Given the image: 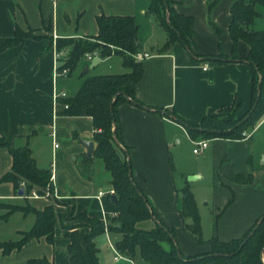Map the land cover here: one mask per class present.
<instances>
[{"label": "crops", "instance_id": "1", "mask_svg": "<svg viewBox=\"0 0 264 264\" xmlns=\"http://www.w3.org/2000/svg\"><path fill=\"white\" fill-rule=\"evenodd\" d=\"M168 1L175 12L192 17L195 49L199 55L215 56L220 50L231 55L233 43L229 35V24L230 8L234 0H217L210 11L208 4L213 0ZM149 2V0L147 2L143 0H0V38L12 36L16 26L22 31L31 30L34 35L40 36L38 39L27 38L20 45L8 47L0 52V178L12 165L8 148L2 143H8L13 147L28 144L37 166L50 171L52 163L49 166L38 164L39 160L34 152L35 136L47 131L51 139L55 140L58 134L69 133L70 136L75 134L78 139L75 142L78 145H75L74 139L70 138L72 144L69 148L83 158L86 157L85 148L79 142V138L93 141L94 148L96 147L91 118L57 115L54 92L63 90L69 95L68 88L73 89L71 85L76 80L79 83L74 85L75 89L82 80L81 76L101 75L91 74L90 71L99 66L102 60L116 54L101 57L95 53L90 58L84 55L77 64L82 68V72L76 80L71 79L73 71L67 77L54 79L55 55L60 53L62 58L66 54L64 50H56L55 40L95 36L98 32L96 16L102 12L105 15H130L134 19L142 15L147 16ZM208 18L218 28V33L212 30ZM150 28L155 32L160 30L163 35H159L162 38L154 42L151 50L142 51L149 56L141 60L143 71L136 83L134 95L144 105L161 108L168 114L146 110L128 102L120 104L118 116L122 128V143L128 150L134 180L150 199L158 219L174 227L178 246L184 255L199 254L207 251L209 247H199L188 237L184 229V221L177 205L176 168L174 161H172L173 169L170 167V156L175 148L174 145L180 141L177 140L178 135H182L192 144L201 137L192 139L185 128L174 121L169 114L175 111L188 123L197 124L205 116L224 114L220 109L230 107L234 103L240 105L239 112H246L250 105L251 67L246 62L217 64L214 61L195 59L179 43L162 49L167 40L166 31L157 20L156 23H150ZM253 28L264 29V20L256 18ZM138 32L139 25L137 38ZM138 42L142 48V40L138 38ZM237 50L241 57H246L249 47L245 42L240 41ZM95 57L98 58V63L90 67ZM204 64L207 65L206 69H203ZM123 68L127 70L126 72L129 71L128 68L124 66ZM263 122L264 118L258 126ZM250 134L251 132L243 139L220 137L209 139L205 148L212 149L215 190L222 191L223 203H227L231 191L235 195L234 201L224 210L217 222V236L224 241L242 237L264 214V187L260 188L264 185V163L258 164L254 161L252 148L247 143L251 139ZM59 171L56 165L54 178L56 188L55 185L53 188L55 196L65 200L66 208L69 210L74 209L76 213L85 212L88 216L102 219L103 205H100L95 195L98 190L105 191L111 186V175L104 169L102 160L93 159L89 180L81 169H78L75 173L76 186L65 178L64 187H60L61 182L58 185L57 181ZM235 175L242 178L251 175L252 180L248 183H240L232 180V176ZM60 176L61 174L59 181ZM179 185L180 189L188 186L191 190V185L183 179H180ZM19 189H23L21 195L13 183L0 181V241L2 242L19 240L20 233L28 231L35 221L33 213L24 214L22 211H15L7 214L8 209L5 205H30L36 210H42L50 204L42 197H28L29 194L24 193L22 183L19 184ZM193 195L196 200L195 193ZM111 217L107 214L109 222ZM67 232L69 231L59 225L55 228L52 243H48L45 237H40L28 240L21 248L13 249L7 254H4L0 248V264H40L34 262L37 259H46L55 264H71L66 253V246L69 243ZM78 232L82 240L89 232V228L83 224L78 227ZM116 236L105 231L95 238L99 261L102 249L107 252L112 251L114 258L117 251L113 241ZM120 259L131 264H145L140 258L129 260L124 256L114 261Z\"/></svg>", "mask_w": 264, "mask_h": 264}, {"label": "trees", "instance_id": "2", "mask_svg": "<svg viewBox=\"0 0 264 264\" xmlns=\"http://www.w3.org/2000/svg\"><path fill=\"white\" fill-rule=\"evenodd\" d=\"M149 1V12L155 15L158 24L167 33V40L162 49L179 43L195 59L214 61L217 64L246 62L251 67L250 105L241 117L235 118L236 112L240 109V105L236 103L220 109L222 112L231 110L230 119L208 115L199 123L191 124L175 111L170 112V117L180 123L192 139L245 138L264 118V29L253 28L255 19L260 16L257 8H264V0H234L232 3L229 35L233 49L230 56L222 50L215 56L199 55L195 49L192 17L175 12L168 0ZM216 2L217 0H213L208 4V11ZM208 22L212 30L218 33V28L210 18ZM96 24L98 32L95 36L55 40L56 50L66 51L59 68L67 67L71 72L86 53H97L101 57L120 55L122 65L129 71L81 76L82 80L73 95L57 99L56 114L91 118L96 147L91 156L83 159L81 172L86 179H91L89 173L92 172L93 159L100 158L104 169L111 175L110 187L114 189L113 195L116 199L112 200V195H105L102 204L108 214L115 213L107 225V231L117 235L114 241L116 251L129 260L140 258L145 264H264V218L257 224L262 215L240 238L224 241L215 235L208 240L207 251L194 255H184L181 252L174 227L158 219L150 199L135 182L128 150L122 143V128L118 116L120 104L128 102L146 110L168 114L161 108L144 105L134 95L136 83L143 71L142 62L134 60L131 56L139 50L134 47L135 41H138V25L133 16L105 15L103 12L96 16ZM27 38L38 39L40 36L34 35L31 30L22 31L16 26L12 36L0 38V52L8 47L20 45ZM240 41L249 47L246 57L238 54L237 45ZM64 105L67 107L64 108ZM2 144L8 148L12 165L10 170L1 176V182H11L17 190L19 184L24 183L26 194L35 189L42 195L53 189L50 170L37 166L28 144L20 147ZM117 150L123 153V157ZM170 167L173 169L171 159ZM232 180L248 183L252 177L247 175L242 178L235 175L232 176ZM181 193L177 205L184 221V229L198 244H202L204 243L202 227L194 195L188 186H184ZM234 198V192L231 191L225 208L234 201ZM5 206L8 209L7 214L15 211L33 213L35 221L28 231L20 233L19 240L0 241V248L4 254L21 248L33 238L45 237L48 243L54 241L55 228L61 226V214L54 207L47 205L42 210H36L30 205ZM80 215L86 218L85 225L89 232L82 240L77 229L66 233L69 238L66 246L69 261L71 264H101L97 256L95 238L105 232L104 223L96 216L87 217L85 212H81ZM219 215L220 213L217 218ZM34 262L55 264L46 259H37Z\"/></svg>", "mask_w": 264, "mask_h": 264}, {"label": "rangeland", "instance_id": "3", "mask_svg": "<svg viewBox=\"0 0 264 264\" xmlns=\"http://www.w3.org/2000/svg\"><path fill=\"white\" fill-rule=\"evenodd\" d=\"M147 2V0H143ZM148 9V8H147ZM260 16L257 17L258 19L261 18L264 20V9L257 8ZM149 11V10H148ZM262 14V15H261ZM136 23L139 25V32L138 38L142 40L143 47L139 48V50H151V46L154 45V42L159 40V35H163L160 30L157 32L152 31L150 28V23H156V17L154 14L148 12V15L139 16L135 19ZM262 21V20H261ZM262 30V29H261ZM66 55V54H65ZM64 55V56H65ZM122 58L120 55H115L109 58L102 60L99 66L92 68L90 71L91 74H116V73H123L126 72L125 68L122 66ZM82 72V68L80 66L75 67L72 72L71 79L76 80L77 77ZM79 83V81H75L71 86L68 88L69 95H73L77 88L75 89V84ZM72 93V94H71ZM232 115V111L228 110L225 111L224 114L220 116L223 118L230 119ZM243 115V113L239 112V110L235 114V118H239ZM251 139L247 142L250 144L253 157L255 163L261 164L264 159V122L261 123L256 129H254L251 134ZM74 139V144L78 145L76 142L78 139L74 135L70 136L68 133L67 135L58 134V137L55 140H52L51 137L47 134V131L44 134H39L38 136L34 137V148L36 157L39 160V166H51L56 169V165L59 168L58 173V185L60 187H64V180L69 179L73 186H76L75 180V173L78 172V169H81L83 166V156H81L76 151L70 149L72 142L70 141ZM202 138V137H201ZM177 140H180L179 143H176L174 140V150L171 151L170 159L174 161L175 166V174L176 177V187L178 189V198L181 197V189H180V179H183L184 182L191 185V190L194 191L196 195V206L198 210V214L200 217L201 227H202V239L204 243L198 244L192 236L189 234L188 237L193 239L199 247H208V240L212 236H217L218 234V227L217 222L221 218L225 208L226 203H223V193L222 191L215 190L214 185V159L212 149L209 147L205 149L202 153L194 154L192 149L194 145L192 142H188L182 135H178ZM76 141V142H75ZM69 142H71L69 144ZM18 143V142H16ZM54 143H57V147H54ZM210 145V143H209ZM70 147V148H69ZM118 153L123 157V153L117 150ZM56 153L58 156H56ZM52 167H50L51 169ZM60 181H59V175ZM54 185L56 188V183L54 180ZM264 187V185L260 186V188ZM45 199L49 201V205L54 207V209L61 214L60 224L65 230L71 232L74 230H78V227L86 224L87 221L80 215V213H76L74 209L69 210L66 208L67 202L65 200L60 199L55 196L53 189L50 190L49 193L45 194ZM22 202L24 200H21ZM222 204V205H221ZM225 208V209H224ZM224 209L222 212L221 210ZM63 213V216H62ZM220 215L217 218V215ZM88 217V215H86ZM68 233V232H67ZM221 234V233H220ZM224 234V233H223ZM223 236V235H222ZM115 241V240H114ZM113 241V244H114ZM100 261L101 264H131L129 261L124 259H120L119 261H114L113 252H107L104 249L101 250L100 254Z\"/></svg>", "mask_w": 264, "mask_h": 264}, {"label": "built area", "instance_id": "4", "mask_svg": "<svg viewBox=\"0 0 264 264\" xmlns=\"http://www.w3.org/2000/svg\"><path fill=\"white\" fill-rule=\"evenodd\" d=\"M92 54H89V53H86L85 56H87L88 58L91 57ZM132 58L136 61H141L142 59L146 58L149 56L148 53L146 52H140V51H137L133 54H131ZM55 59H56V65H55V69H54V79H57L59 77H67L69 75V68L67 67H64V68H59V64H60V59H61V55L60 53H56L55 55ZM207 68V65L204 64L203 65V69H206ZM65 97H68V94L63 91V90H56L54 92V100H55V103H56V107H57V99L58 98H65ZM67 105H64V108H66ZM52 135V138L54 139V133L51 134ZM247 136V135H246ZM193 144H194V147L192 149L193 153L195 154H198L200 153L203 149H205L207 146H208V140L207 139H199V140H194L193 141ZM58 145L57 143H54V147L56 148ZM51 182L53 183V188H54V178H55V169L54 167L52 166L51 168ZM22 185H24V183H22ZM46 193H49V191H46L44 194H39L38 192H36V190H31V192L29 193V196L28 197H33V198H44L45 197V194ZM114 194V189L112 187H110L108 190H98L95 197L99 200L100 202V205H103L102 204V198L105 196V195H113ZM101 212H102V221L104 223V226H105V231H107V225L109 223L108 219H107V212L104 210V208L102 207L101 209ZM109 215L111 216H114L115 213H109ZM122 255L118 252L115 253V256H114V259H118L120 258Z\"/></svg>", "mask_w": 264, "mask_h": 264}, {"label": "water", "instance_id": "5", "mask_svg": "<svg viewBox=\"0 0 264 264\" xmlns=\"http://www.w3.org/2000/svg\"><path fill=\"white\" fill-rule=\"evenodd\" d=\"M140 46H141L140 42L135 41V43H134V47H135V48H140ZM97 63H98V58L95 57V58L92 60V62H91V64H90V67H93V66L96 65ZM79 142H80V143L84 146V148H85V156H86V157L91 156V155L93 154L94 150H95L93 141H91V140L88 141V140H84V139H82V138H79ZM262 163H264V159H263ZM18 192H19V194L21 195V194L23 193V189H19ZM111 198H112V200H115V199H116L115 195H112ZM263 218H264V215H262V216L258 219L257 224H259Z\"/></svg>", "mask_w": 264, "mask_h": 264}]
</instances>
